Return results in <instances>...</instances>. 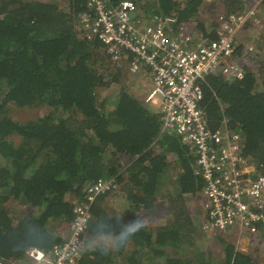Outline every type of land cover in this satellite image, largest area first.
I'll use <instances>...</instances> for the list:
<instances>
[{
	"label": "trees",
	"instance_id": "obj_1",
	"mask_svg": "<svg viewBox=\"0 0 264 264\" xmlns=\"http://www.w3.org/2000/svg\"><path fill=\"white\" fill-rule=\"evenodd\" d=\"M134 1L147 15L178 13L186 22L204 2ZM226 2L227 14L243 9V0ZM87 9L88 0H69L65 9L55 1L0 0V264L26 261L28 248L48 252L62 243L74 201L100 177H116L122 185L123 210L111 208L110 194L99 197L76 264H264L261 253L221 237L220 259L197 244L198 224H210L202 208L195 217L187 208L191 198L206 201L199 195L204 181L196 173L197 157L176 134L162 131L160 114L145 97L122 86L113 101L100 99L99 87L120 83L122 68L81 28ZM218 25L210 31L201 22L199 28L214 39ZM240 64V78L206 76L202 107L212 129L224 116L230 119L244 136L243 154L264 173V63ZM12 105L47 112L22 122L10 116ZM171 170L176 176L166 187ZM167 197L171 215L162 217ZM12 203L22 211L14 212ZM144 213L163 221L150 225ZM137 219L143 228L115 250L125 225ZM256 228L264 237V225Z\"/></svg>",
	"mask_w": 264,
	"mask_h": 264
},
{
	"label": "built area",
	"instance_id": "obj_2",
	"mask_svg": "<svg viewBox=\"0 0 264 264\" xmlns=\"http://www.w3.org/2000/svg\"><path fill=\"white\" fill-rule=\"evenodd\" d=\"M254 14L255 9L250 7L222 16L215 28L217 36L204 40L194 38L189 23L181 21L178 13L140 15L134 0L115 4L88 0V9L80 17L81 28L88 37L103 42L116 66H126L132 75L151 78L145 101L160 114L162 131L176 134L195 153L196 173L204 181L202 193L208 202L209 226L219 231H245L264 225L261 164L243 154L244 136L231 127L228 117L212 129L202 107V81L206 76L221 72L225 79L233 80L244 75L236 59V41ZM220 105L225 109V104ZM119 188L116 177L98 178L82 199L74 201L73 217L62 243L48 252L28 248L25 259L33 264H76L95 203Z\"/></svg>",
	"mask_w": 264,
	"mask_h": 264
},
{
	"label": "rangeland",
	"instance_id": "obj_3",
	"mask_svg": "<svg viewBox=\"0 0 264 264\" xmlns=\"http://www.w3.org/2000/svg\"><path fill=\"white\" fill-rule=\"evenodd\" d=\"M42 1H55L64 9L67 8V4L69 3V0ZM226 3V0H204L197 14V17L188 21L189 31L195 39L204 40V32L199 28V23L202 22L208 28V30L211 31L214 26H216V23L219 22V19L229 12ZM243 6H246L245 11L249 10L250 7L255 9V14L253 15V17L248 19L246 24L239 32L236 41V47H240V45H242L243 48L239 51V54L237 53L236 59L242 64L245 63L251 68H256L261 63H264V6L262 5V0H243ZM139 11L140 15L148 14L143 9H139ZM237 12H242V10ZM120 68H122L120 83H113L108 87H99L98 94L100 99H107L108 102L113 101L117 96V91L122 86H125L127 89H129L133 93H136L137 95L145 97L148 90L151 88V78L146 75H132L126 66H121ZM46 112V107L19 108L13 105L9 106L10 116L22 122L32 118L41 117ZM174 176H176L174 171H169V175L166 177L168 182L164 183L166 187L172 186L170 184H172L171 181H173ZM163 191H166V188H164ZM199 195L202 198L201 200H203L205 196L202 191ZM107 198L109 200L111 208L123 210L122 205L125 202V196L124 192L122 191V185H120V188L116 193L107 195ZM207 203V199L203 203L197 199L191 198L187 201V208L189 213L194 217L195 215H198L200 213L202 208V210L205 212H201L206 216ZM164 206L165 208H161L159 210L164 215L161 216L165 217V214L170 216L171 212L167 211V209L171 207L169 198L167 199V202L164 203ZM10 207L14 212L17 213L19 211H22L23 209V207L17 203H12ZM159 218L156 219L154 214L151 215L149 213H144V219L150 225L154 226L157 222L161 223L163 220H160ZM207 227L205 228L203 226L202 220L198 224L197 234L199 237L196 238L197 244H199L201 247H208L212 249L216 254V259H220L222 255L221 252H223L222 245L218 241L220 237L232 241L240 250L253 252L255 256H258V253H261L262 257H264V237L262 236V231H258L257 228L245 231H240L237 228H234L223 232H217L214 229H211L209 225ZM26 261L20 262L18 264H33L28 259ZM158 262L160 263V261Z\"/></svg>",
	"mask_w": 264,
	"mask_h": 264
},
{
	"label": "clouds",
	"instance_id": "obj_4",
	"mask_svg": "<svg viewBox=\"0 0 264 264\" xmlns=\"http://www.w3.org/2000/svg\"><path fill=\"white\" fill-rule=\"evenodd\" d=\"M143 228V222L139 219L133 220L129 222L127 225H125L124 232L121 233V239L116 247L115 250H119L120 247H125L130 242L131 237L138 231H140ZM108 253V250H102L101 254L106 255Z\"/></svg>",
	"mask_w": 264,
	"mask_h": 264
},
{
	"label": "water",
	"instance_id": "obj_5",
	"mask_svg": "<svg viewBox=\"0 0 264 264\" xmlns=\"http://www.w3.org/2000/svg\"><path fill=\"white\" fill-rule=\"evenodd\" d=\"M245 10H246V6H243L242 11L245 12ZM252 177H253V178H256V177H257V173H256V172H253V173H252Z\"/></svg>",
	"mask_w": 264,
	"mask_h": 264
},
{
	"label": "crops",
	"instance_id": "obj_6",
	"mask_svg": "<svg viewBox=\"0 0 264 264\" xmlns=\"http://www.w3.org/2000/svg\"><path fill=\"white\" fill-rule=\"evenodd\" d=\"M152 83V82H151ZM153 107V106H152ZM153 109L155 110L156 108L155 107H153ZM172 171V170H171Z\"/></svg>",
	"mask_w": 264,
	"mask_h": 264
}]
</instances>
